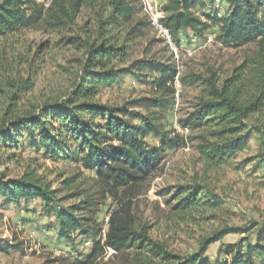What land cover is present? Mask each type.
<instances>
[{"label":"trees","instance_id":"trees-1","mask_svg":"<svg viewBox=\"0 0 264 264\" xmlns=\"http://www.w3.org/2000/svg\"><path fill=\"white\" fill-rule=\"evenodd\" d=\"M84 1L71 0L69 5H57L50 16L56 18L57 24L72 23ZM214 1L169 0L159 22L169 30L176 44L181 30L190 28L197 34L203 33L209 24L192 9ZM228 3L229 12L223 17L203 15L209 23L220 25L218 37L223 43L240 47L256 42L259 49L223 79L212 69L206 77L193 74L188 78L189 83H199L201 91L183 122L191 130L200 132L198 149L209 162L224 160L240 151L246 138L259 133L262 126L249 120L264 107V0H228ZM102 12L91 36L85 39L84 58L66 94L59 99L46 100L35 108L14 113L11 109L0 115V151L14 149L10 158L17 162L21 139L26 138L29 144L25 149L32 147L37 152L42 151L44 157L57 161L72 159L92 171L90 178L98 185L101 196L108 194L117 201L104 235L92 239L89 253L76 260L77 264H105L96 261V257L109 248L115 250V254L123 250L135 251L130 261L118 264H212L205 255L212 243L229 233L246 232L255 226L258 229L254 244H247L245 252L240 245L226 244L224 252L231 257L223 264H255L252 251H258L264 264V218L260 224L252 222L247 227H217L201 236L197 250L185 256L171 250L166 242L153 238L147 225L137 222L129 196L159 169L164 149L177 143L178 136H170L163 130L158 122L161 116L150 109L163 111L170 107L178 70L172 62L153 56L132 58L133 40L144 36L145 26L151 24L137 17L135 6L127 0H110L103 3ZM45 14L43 4L36 0H1L0 38L37 25ZM128 24L132 26L127 28ZM144 72L158 73L153 83L161 93L142 98L146 102V112L133 108L140 99L123 105L101 102L98 96L104 87ZM185 81L187 78H181V82ZM163 93L169 97L164 98ZM138 118L139 123H135ZM150 135L159 136L161 144H149L146 138ZM37 171L27 167L17 177H7L0 171L3 202L39 198L44 203V212L56 217L58 235L70 238L75 231L87 234L91 230L92 215L101 201L92 192L80 189L62 196L57 194L76 181L79 174L65 177L59 188H53L51 180ZM121 189L124 191L120 194ZM128 189L129 194L126 193ZM201 192L202 186H178L171 197L177 200L175 207L180 210L220 209L222 199L218 195L209 191L202 200ZM73 198L77 201L65 204Z\"/></svg>","mask_w":264,"mask_h":264},{"label":"rangeland","instance_id":"rangeland-1","mask_svg":"<svg viewBox=\"0 0 264 264\" xmlns=\"http://www.w3.org/2000/svg\"><path fill=\"white\" fill-rule=\"evenodd\" d=\"M36 1L43 4L46 12L41 21L33 27L21 28L0 38V115L11 109L14 113L35 108L46 100L59 99L66 94L84 58L85 39L91 36L97 18L104 14L103 3L110 0H85L72 23L58 24L50 14L56 11L57 5H69L71 0ZM127 1L138 10L137 17L145 22L150 21V15L144 10L145 4L154 5L160 18L169 2ZM229 8L228 0H215L204 7L195 6L192 10L209 25L202 34L190 28L181 30L174 48L151 24L145 26L144 36L132 42V58L153 56L172 62L178 70L170 107L163 111L150 109L161 116L158 122L163 130L170 136H178L177 143L164 149L159 169L139 187L132 189L134 194L129 196L133 202L132 211L137 222L147 225L153 238L166 242L171 250L182 256L196 251L198 239L217 227H247L252 222L260 224L264 218V107L249 120L257 126L262 125L260 132L248 136L240 151L216 162H209L201 155L198 149L200 132L191 130L183 122L193 110L201 91L199 83H189L191 75L206 77L212 69L217 77L223 79L259 49L256 42L240 47L223 43L218 37L220 25L209 23L203 15L223 17L228 14ZM131 26L128 24L126 27ZM157 76L155 72L126 76L114 86L104 87L98 97L101 102L111 105L140 99L133 108L146 112V102L142 98L161 95L153 83ZM181 78H187V81L183 83ZM162 96L169 97L166 93ZM135 123H139V118ZM146 141L151 145L161 144L159 136L150 135ZM28 144L26 138L21 139L17 162L10 158L14 149H2L0 171L7 177H17L27 167L35 168L38 174H44L51 180L53 188H59L60 181L65 177L79 174L76 181L57 194L62 196L68 191L85 190L86 193L92 192L101 203L92 215L91 230L84 235L75 231L70 238H66L58 235L56 217L44 212V203L39 198L4 203L0 196V264H77L76 260L89 253L92 239L104 235L109 216L118 203L111 195L101 196L98 185L90 178L92 171L72 159L57 161L44 157L42 151L37 152L32 147L25 149ZM195 185L202 186L199 194L202 200L209 191L218 195L222 199L220 209L176 208L177 200L171 196L178 186ZM122 191L124 189L119 193ZM126 193L129 194V189ZM76 201L73 198L65 204ZM257 229L258 226H255L246 232L229 233L212 243L205 253L209 262L223 264L230 259L231 255L224 252L226 244L240 245L245 252L247 244H254ZM134 255V250H123L117 254L105 250L96 257V261L125 263ZM252 256L255 264H262L258 251H252Z\"/></svg>","mask_w":264,"mask_h":264},{"label":"built area","instance_id":"built-area-1","mask_svg":"<svg viewBox=\"0 0 264 264\" xmlns=\"http://www.w3.org/2000/svg\"><path fill=\"white\" fill-rule=\"evenodd\" d=\"M144 10L150 15V21L153 27L160 32L162 35L164 41L171 47L174 48L175 43L171 37V34L167 28H165L160 22H159V12L156 10L155 6L152 4H145ZM110 254H115V250L109 248ZM109 253V252H108Z\"/></svg>","mask_w":264,"mask_h":264}]
</instances>
